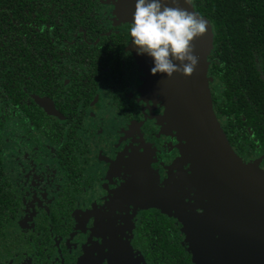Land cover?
<instances>
[{
  "label": "flooded vegetation",
  "instance_id": "1",
  "mask_svg": "<svg viewBox=\"0 0 264 264\" xmlns=\"http://www.w3.org/2000/svg\"><path fill=\"white\" fill-rule=\"evenodd\" d=\"M222 3L234 0H191L213 46ZM132 11L133 0H0V46L12 38L4 57L18 69L0 85L15 98H0V264H196L194 235L202 263L216 257L211 198L151 59L131 46ZM261 143L230 145L264 170Z\"/></svg>",
  "mask_w": 264,
  "mask_h": 264
},
{
  "label": "water",
  "instance_id": "2",
  "mask_svg": "<svg viewBox=\"0 0 264 264\" xmlns=\"http://www.w3.org/2000/svg\"><path fill=\"white\" fill-rule=\"evenodd\" d=\"M165 2L172 6L171 0ZM191 5V0H177L173 6L184 7L205 21V32L192 41L198 62L186 76L154 74L157 91L211 198L218 238L211 264H264V170L258 162H246L235 153L216 117L207 77L212 27ZM195 237L191 238L194 260L203 264Z\"/></svg>",
  "mask_w": 264,
  "mask_h": 264
},
{
  "label": "trees",
  "instance_id": "3",
  "mask_svg": "<svg viewBox=\"0 0 264 264\" xmlns=\"http://www.w3.org/2000/svg\"><path fill=\"white\" fill-rule=\"evenodd\" d=\"M214 7L217 12L211 20L216 33L210 59L214 77L221 85L215 103L225 119L224 132L239 152L255 149L254 143L260 138L263 143L258 148L264 153V0H234L232 5L222 3ZM221 8L240 9L242 23L235 20L233 12ZM200 12L207 14L202 8ZM221 14V20H217L216 16ZM220 25L227 26L228 31H221ZM6 27L5 22L0 24V35H8L3 31ZM11 39L0 46L3 58L0 73L5 74L0 81L2 87L10 83L11 65L18 70L14 62L4 57V49L9 47ZM0 98L7 102L15 99L10 91Z\"/></svg>",
  "mask_w": 264,
  "mask_h": 264
},
{
  "label": "clouds",
  "instance_id": "4",
  "mask_svg": "<svg viewBox=\"0 0 264 264\" xmlns=\"http://www.w3.org/2000/svg\"><path fill=\"white\" fill-rule=\"evenodd\" d=\"M133 0V11L128 28L129 40L137 55L151 59L150 74L173 72L189 75L198 57L192 41L206 30L205 21L171 0Z\"/></svg>",
  "mask_w": 264,
  "mask_h": 264
}]
</instances>
